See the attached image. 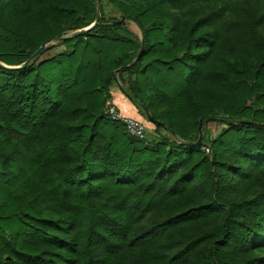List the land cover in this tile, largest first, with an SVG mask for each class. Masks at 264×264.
Masks as SVG:
<instances>
[{
	"label": "trees",
	"instance_id": "obj_1",
	"mask_svg": "<svg viewBox=\"0 0 264 264\" xmlns=\"http://www.w3.org/2000/svg\"><path fill=\"white\" fill-rule=\"evenodd\" d=\"M0 64V264H264V0H0Z\"/></svg>",
	"mask_w": 264,
	"mask_h": 264
},
{
	"label": "built area",
	"instance_id": "obj_2",
	"mask_svg": "<svg viewBox=\"0 0 264 264\" xmlns=\"http://www.w3.org/2000/svg\"><path fill=\"white\" fill-rule=\"evenodd\" d=\"M104 113L113 122L122 125L125 132L131 137L144 141L148 139L150 135H152L150 134L151 131L143 122L124 116L114 105L111 98L108 99L105 103ZM205 151L207 153L209 152L208 149H206Z\"/></svg>",
	"mask_w": 264,
	"mask_h": 264
},
{
	"label": "rangeland",
	"instance_id": "obj_3",
	"mask_svg": "<svg viewBox=\"0 0 264 264\" xmlns=\"http://www.w3.org/2000/svg\"><path fill=\"white\" fill-rule=\"evenodd\" d=\"M103 5H104V8H105V10H106V14H105V18L107 19V18H109V17H115V18H117L118 20L117 21H119L120 19H122V17H120L117 13H115L114 11L113 12H111V11H109V8H108V6H107V4H106V2H103ZM112 13V14H111ZM95 23V22H94ZM93 24V23H92ZM91 24V25H92ZM121 25H123L124 26V29H126V31H130L131 33H134V34H136L138 37H140V35H141V32H140V30H139V28L134 24V23H132V22H129V21H124ZM97 27V24H96V26H95V28ZM94 28V29H95ZM93 29V30H94ZM79 32V31H78ZM77 33V32H76ZM69 34V36H71V35H73L74 33L73 32H69L68 33ZM56 43H48V44H46V47L45 48H49V47H51L52 45H55ZM140 51V50H139ZM139 51H138V53H139ZM54 52H56V51H48V52H46L42 57H41V60H45V59H47V58H49V56H51ZM137 56H138V54H137ZM137 56H136V58H137ZM135 58V59H136ZM223 128H225V126L224 125H221V124H209V125H207L206 126V131H211V133H212V135H213V137L218 133V132H220V130H222ZM162 136H164V137H167L168 135H166V134H162ZM150 138V137H149ZM151 138H153V139H155V138H157L155 135H151Z\"/></svg>",
	"mask_w": 264,
	"mask_h": 264
},
{
	"label": "water",
	"instance_id": "obj_4",
	"mask_svg": "<svg viewBox=\"0 0 264 264\" xmlns=\"http://www.w3.org/2000/svg\"><path fill=\"white\" fill-rule=\"evenodd\" d=\"M93 1H94V3H96V0H93ZM124 21H125V19L122 18V19H120L119 21H116L115 24L120 25V24H122ZM96 24H97V23H93V24L90 25L89 27H86V28H84L83 30H81V31H79V32H77V33H75V36H81V35H84V34L90 32V31H92V30L95 28ZM45 47H46V44L41 45V47H40V48L36 51V53L34 54V57H37L38 55H40V53L44 50ZM143 49H144V47H143V45H142V46H141V49H140V51H139V53H138L137 58L133 61L132 64L128 65V66L126 67V69H130L131 67H133V66L136 64V62L138 61L139 57L141 56V54H142V52H143ZM0 66L3 67V65H1V64H0ZM4 68L9 69V70H14V69H18L19 67H5V66H4ZM119 71H122V70L119 69ZM145 115H146V119H147L149 122H151V123H152V122L156 123V121H153V119H152V117L149 115V113L146 112ZM140 121L143 122V120H140ZM143 123H144V122H143ZM144 124H145V123H144ZM202 124H203V120L201 119V120L199 121V127H198V133H199V134H198V139H197V141H196L195 143L187 142V143H181V144L184 145V146H186V147H199V146L201 145V138H202ZM148 129H149V128H148Z\"/></svg>",
	"mask_w": 264,
	"mask_h": 264
},
{
	"label": "crops",
	"instance_id": "obj_5",
	"mask_svg": "<svg viewBox=\"0 0 264 264\" xmlns=\"http://www.w3.org/2000/svg\"><path fill=\"white\" fill-rule=\"evenodd\" d=\"M111 99L113 100L114 105L119 109V111L126 117L133 118L136 120H141V116L138 110L133 106V104L124 97L120 91L114 87L111 90ZM152 131V130H151ZM152 134V132H150Z\"/></svg>",
	"mask_w": 264,
	"mask_h": 264
}]
</instances>
